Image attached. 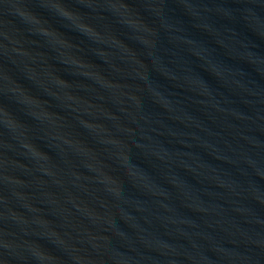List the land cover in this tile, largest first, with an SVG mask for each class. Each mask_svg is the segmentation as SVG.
Here are the masks:
<instances>
[{
	"label": "water",
	"instance_id": "1",
	"mask_svg": "<svg viewBox=\"0 0 264 264\" xmlns=\"http://www.w3.org/2000/svg\"><path fill=\"white\" fill-rule=\"evenodd\" d=\"M0 264H264V0H43L0 74Z\"/></svg>",
	"mask_w": 264,
	"mask_h": 264
}]
</instances>
